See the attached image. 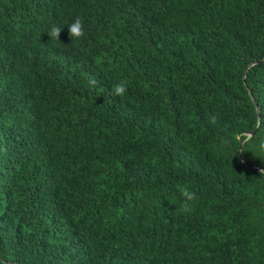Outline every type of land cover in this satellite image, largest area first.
<instances>
[{
	"label": "trees",
	"instance_id": "16d2710c",
	"mask_svg": "<svg viewBox=\"0 0 264 264\" xmlns=\"http://www.w3.org/2000/svg\"><path fill=\"white\" fill-rule=\"evenodd\" d=\"M261 145L264 0H0L9 264H264Z\"/></svg>",
	"mask_w": 264,
	"mask_h": 264
},
{
	"label": "clouds",
	"instance_id": "9594fccd",
	"mask_svg": "<svg viewBox=\"0 0 264 264\" xmlns=\"http://www.w3.org/2000/svg\"><path fill=\"white\" fill-rule=\"evenodd\" d=\"M62 28L58 25H51L47 34L51 38V40L60 41ZM68 35L71 39V41H78L85 37L86 33L84 30V24L82 20L77 17L69 26H68ZM88 84L90 87H96L98 84V81L95 78H89ZM127 85L128 82L126 80H122L116 85H114L112 91L116 96H124L127 92ZM210 122L215 123L216 117L212 116L210 117ZM261 147H264V145H261ZM260 172L264 174V169H261ZM180 196L183 199V207L185 210L188 209L189 204L195 200L196 193L192 190H190L188 187H183L179 189ZM0 264H9L8 258H0Z\"/></svg>",
	"mask_w": 264,
	"mask_h": 264
},
{
	"label": "water",
	"instance_id": "95a60500",
	"mask_svg": "<svg viewBox=\"0 0 264 264\" xmlns=\"http://www.w3.org/2000/svg\"><path fill=\"white\" fill-rule=\"evenodd\" d=\"M254 134V132H252L250 135H253Z\"/></svg>",
	"mask_w": 264,
	"mask_h": 264
}]
</instances>
